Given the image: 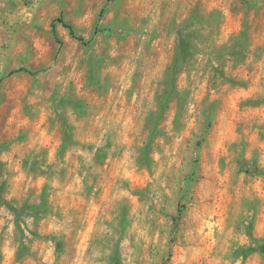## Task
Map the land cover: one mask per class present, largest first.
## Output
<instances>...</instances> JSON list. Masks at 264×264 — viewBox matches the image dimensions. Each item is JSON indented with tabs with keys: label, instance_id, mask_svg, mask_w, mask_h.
<instances>
[{
	"label": "rangeland",
	"instance_id": "374dc122",
	"mask_svg": "<svg viewBox=\"0 0 264 264\" xmlns=\"http://www.w3.org/2000/svg\"><path fill=\"white\" fill-rule=\"evenodd\" d=\"M263 241L264 0H0V264Z\"/></svg>",
	"mask_w": 264,
	"mask_h": 264
},
{
	"label": "trees",
	"instance_id": "16d2710c",
	"mask_svg": "<svg viewBox=\"0 0 264 264\" xmlns=\"http://www.w3.org/2000/svg\"><path fill=\"white\" fill-rule=\"evenodd\" d=\"M58 21L62 22L63 25L68 28L70 30V33L73 35V36H76L75 34V30H74V27L71 23H69L67 20L64 19L63 15H61L58 19ZM52 31H53V34L56 38V40L60 43V44H63V40L61 39L59 33H58V29L56 27V24H55V21L53 22L52 24ZM79 40L83 41V42H87L86 39L82 36H76ZM19 70H22V69H19ZM263 243V246H264V241L262 242Z\"/></svg>",
	"mask_w": 264,
	"mask_h": 264
}]
</instances>
